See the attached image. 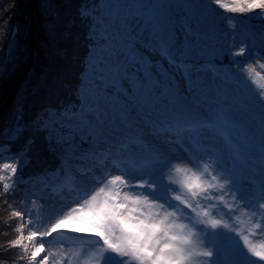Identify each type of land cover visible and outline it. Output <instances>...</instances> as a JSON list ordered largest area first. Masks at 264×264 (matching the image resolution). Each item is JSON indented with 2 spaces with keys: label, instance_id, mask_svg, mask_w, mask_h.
<instances>
[{
  "label": "snow or ice",
  "instance_id": "snow-or-ice-1",
  "mask_svg": "<svg viewBox=\"0 0 264 264\" xmlns=\"http://www.w3.org/2000/svg\"><path fill=\"white\" fill-rule=\"evenodd\" d=\"M77 19L71 99L31 122L55 165L18 177L35 135L0 163L11 264H264V0H80L70 42Z\"/></svg>",
  "mask_w": 264,
  "mask_h": 264
},
{
  "label": "trees",
  "instance_id": "trees-1",
  "mask_svg": "<svg viewBox=\"0 0 264 264\" xmlns=\"http://www.w3.org/2000/svg\"><path fill=\"white\" fill-rule=\"evenodd\" d=\"M30 2L32 14L25 0H0V93L9 90L30 64L34 21V58L31 69L14 88L9 90L0 108V145L10 143L4 135V130L16 122L18 115L21 117V123L28 124L24 137L11 143L10 151L0 152V158L17 152L25 138L36 136L34 154L22 162L18 172V177L22 179H27L45 165H55L54 158L45 151L43 135L35 133L31 122L44 107L71 99V90L78 83L82 71L80 59L86 53L83 37L79 36L83 29L78 19L71 29L75 39L70 42L63 38L67 31L65 24L70 17L76 16L80 0H30ZM15 7L18 9V16L14 15ZM217 12L224 15L219 9ZM16 20L24 25L23 34L19 33ZM21 41L26 45L27 57L21 52ZM226 61L228 60H224ZM13 200L14 196H0V260L6 261L7 264H11L17 257V250L5 254L2 247L6 241L15 239L17 235L13 229L17 226L18 220L10 218V213L19 206L8 207Z\"/></svg>",
  "mask_w": 264,
  "mask_h": 264
},
{
  "label": "rangeland",
  "instance_id": "rangeland-1",
  "mask_svg": "<svg viewBox=\"0 0 264 264\" xmlns=\"http://www.w3.org/2000/svg\"><path fill=\"white\" fill-rule=\"evenodd\" d=\"M30 5H31V2H30ZM31 7H32V5H31ZM17 11H18V9L15 7V10H14V15L15 16H18L17 15ZM34 20V19H33ZM15 23L17 24V28H18V31H19V33L20 34H23V30H24V25L21 23V22H19L18 20H16L15 21ZM34 24V23H33ZM33 39H34V35H33ZM20 44H21V52H23V55H24V57L27 55V50H26V45H25V43H24V41L22 42H20ZM11 49V45H9L8 46V50H10ZM27 57V56H26ZM230 58H225V60H229ZM225 64H227L228 63V61H226V62H224ZM27 70V68L24 70V71H26ZM15 87V86H14ZM7 95H8V92H6V91H4L3 93H0V108L3 106V104H4V101H5V99H6V97H7ZM16 152H14V153H11L8 157H2V158H0V163H5V162H14L15 161V154ZM55 160V159H54ZM56 162V161H55ZM38 172V171H37ZM37 172H35V173H37ZM34 173V174H35ZM34 174H32V175H34ZM28 178V177H27ZM240 179H241V182L242 183H247V181L243 178V176L242 177H240ZM25 186L24 185H22L21 186V188H24ZM23 198V194L22 193H20V192H18L17 193V195L16 196H14V200H13V202H12V205L13 206H18L19 205V203L18 202H20V200ZM54 199V198H53ZM16 200H18V201H16ZM18 203V204H17ZM17 211H23V208L22 207H17ZM25 235H27V230L25 231ZM257 243H259L260 242V239H257V241H256ZM48 247H49V245L46 243L45 244V248L46 249H48ZM44 255V253H42L41 254V256H43ZM38 259H39V257H38Z\"/></svg>",
  "mask_w": 264,
  "mask_h": 264
},
{
  "label": "water",
  "instance_id": "water-1",
  "mask_svg": "<svg viewBox=\"0 0 264 264\" xmlns=\"http://www.w3.org/2000/svg\"><path fill=\"white\" fill-rule=\"evenodd\" d=\"M25 4H26L28 10L30 11V13L32 14L33 10H32V7H31V5H30V0H25ZM33 23H34V22H33ZM33 35H34V24H33V26H32V37H31V38H32V39H31V50H30L31 61H30V64H29L27 70L23 72L22 76L26 75V74L29 72V70H30V68H31V65H32V63H33V58H34V39H33ZM22 76H21V77H22ZM21 77L18 78V79L15 81V83L13 84L12 87H14V86L17 85V83L20 81Z\"/></svg>",
  "mask_w": 264,
  "mask_h": 264
},
{
  "label": "bare ground",
  "instance_id": "bare-ground-1",
  "mask_svg": "<svg viewBox=\"0 0 264 264\" xmlns=\"http://www.w3.org/2000/svg\"><path fill=\"white\" fill-rule=\"evenodd\" d=\"M16 27H17V26H16ZM31 37H32V36H31ZM31 39H32V38H31ZM31 66H32V65H31ZM27 68H28V67H27ZM30 69H31V68H30ZM29 71H30V70H29ZM23 72H24V71H23ZM23 72H22V74H23ZM22 74H21V76H22ZM21 76H20V77H21ZM24 76H25V75H24ZM20 77H19V78H20ZM22 77H23V76H22ZM22 77H21V78H22ZM20 80H21V79H20ZM19 82H20V81H19ZM19 82H18V83H19ZM14 83H15V82H14ZM14 83H13V84H14ZM18 83H17V84H18ZM12 86H13V85H12ZM12 86H11L10 89L14 88V87H12ZM10 89H9V90H10ZM9 90H7L6 92H9Z\"/></svg>",
  "mask_w": 264,
  "mask_h": 264
}]
</instances>
